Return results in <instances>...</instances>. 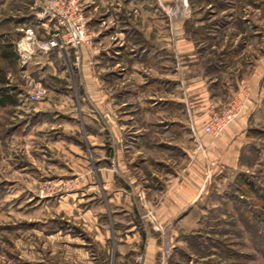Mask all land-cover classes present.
I'll return each mask as SVG.
<instances>
[{
    "label": "rangeland",
    "instance_id": "374dc122",
    "mask_svg": "<svg viewBox=\"0 0 264 264\" xmlns=\"http://www.w3.org/2000/svg\"><path fill=\"white\" fill-rule=\"evenodd\" d=\"M33 3L34 0H0V70L6 80L0 88H10V94L18 99L17 106L0 107V264H26L28 259L41 263L38 260L41 256V237L36 234L39 230L44 234H52L59 229L76 236L81 233V228L67 216L45 218L38 211L44 200L52 203L62 195L79 191L78 177L70 168L72 158L58 153V147L64 150L63 146L67 147L68 143L57 138L63 136L64 127L70 126L67 115L76 114L77 119L72 125L80 132L77 131L79 133L74 138L68 136V139L85 148L82 140L83 117L79 113L82 104L78 102V95L85 91L78 83V69L71 65L73 60L70 59L75 55L73 51L70 57L61 54V62L69 66L62 78L53 76L43 63L35 59L30 61L25 56L22 49H28L26 31H35L40 25L37 10L30 7ZM174 5L171 15L178 21L184 20L186 33L196 40V47L203 57L201 67L219 80L226 82L229 73L238 68H248L256 55L264 53V0H188L185 5L177 0ZM87 7V19L95 16L93 19L96 20L93 26L90 23L88 27L94 45L96 32L103 31L98 37L101 38L113 29L106 16L115 5L110 7L106 0H95L94 3L90 1ZM6 51H12L19 58L5 57L3 54ZM136 52L145 64L141 63V69H129V81L127 86L123 84L122 90H130L136 107L140 103L147 106L149 103L146 101L150 99L161 100L156 91L158 87H164L167 93L172 85L159 82L156 70L145 68L154 64L155 50L147 48ZM114 64L108 61V56L101 63L106 68L104 82L107 95L110 88L108 69ZM121 66L124 67L123 64ZM124 72L122 68L119 73ZM142 81H145V87L140 86ZM38 87L46 89L47 94L55 99L60 112L35 110L40 101L30 102L26 96ZM261 87L264 92V80ZM112 92L115 93V87ZM241 101L240 97L225 98L214 111L222 113L238 109L242 106ZM83 106L84 112L94 116L93 119L99 118V123L107 126L112 123L95 99L87 97ZM157 112L146 116V122L149 121L147 129L124 132H140L149 139V143H144L142 148H134L133 144L123 146V153L129 162L140 157L154 161H145L154 175L153 179L146 177L144 168L136 169L144 190L155 189L149 185L160 181L162 188L170 184L176 176V166L179 165L182 170L190 159L188 153L196 149L192 131H189L191 127L175 129L169 124L160 125L181 117L183 110L157 109ZM251 122V139L242 155L240 169L208 174L206 188L197 206L179 216L174 223L158 226L162 249L157 264H264V96ZM53 130L58 133L51 132ZM176 147L187 153V157L174 155L178 150ZM160 164L166 165V168L163 169ZM169 166L174 170H168ZM151 190L146 189L148 193H152ZM158 194L156 191L155 197L159 198ZM82 203L84 207L87 202ZM145 212L142 210V214ZM81 234H84L79 235L82 242L88 244L86 234ZM22 248L27 250L25 256H21ZM41 252L46 257V251ZM106 262L112 264L110 259Z\"/></svg>",
    "mask_w": 264,
    "mask_h": 264
},
{
    "label": "crops",
    "instance_id": "0c3cea01",
    "mask_svg": "<svg viewBox=\"0 0 264 264\" xmlns=\"http://www.w3.org/2000/svg\"><path fill=\"white\" fill-rule=\"evenodd\" d=\"M82 1L85 9L90 1L95 2ZM176 1L106 0L110 7H116L106 16L114 26L113 29L101 38L98 37L103 31H95L96 43L82 47L78 51L79 59L76 60V54L70 59L73 60L71 65L78 69V83L85 91L78 95V102L82 104L79 113L83 117L82 140L85 148L68 139V136L74 138L80 132L72 125L77 119L76 114L67 115L70 126L64 127L61 133L63 136L57 139L68 143L67 147L63 146L64 150L58 147V153L68 154L72 158L70 161H73V165L70 168L78 177L79 191L62 195L52 203L44 200L38 211L45 218L53 215L67 216L81 228V233L86 234L88 244L82 242L79 235L84 234L81 233L76 236L70 231L59 229L52 234H44L39 230L36 234L41 237V256L38 258L41 263L37 264H107L108 259L112 264H157L162 249L158 226L172 224L179 216L191 212L202 198L209 175L225 172V169H240L242 155L251 139V121L264 96L261 87L264 80V53L256 55L248 68H238L229 73L226 82L214 74L210 75L205 67H201L203 57L196 47V40L186 33L184 20L178 21L171 15V7L175 6ZM30 7L35 9L34 3ZM93 17H88V27L96 21ZM39 20L40 25L34 33L37 39L43 40L54 23H50L47 18ZM147 48L155 50V61L151 67L145 68L156 70L157 80L172 85V88L166 93L164 87H158L156 91L161 96L159 102L149 98L147 106L140 103L136 107L130 90L124 91L122 87L128 84L129 69H141L142 64H145L136 50L145 51ZM25 56L30 61L35 59L43 63L58 78L65 76L69 70V66L61 62V55L56 51L43 53L33 47L31 55ZM107 56L108 61L115 63L108 69V95L104 82L106 68L101 65ZM122 68L124 74L119 73ZM144 82L140 86L145 87ZM114 87L115 93L112 92ZM224 96L227 99L240 97L241 111L232 124L213 139L203 129L214 110L225 100ZM87 97L96 100L107 120L111 118L109 126L99 123V118L93 119L94 116L84 112L83 104ZM157 109L183 110L181 117L177 116V119L168 123H159L175 126V129L191 127L189 131H192L196 149L188 153L190 159L182 170L179 165L176 166V176L170 180V184L162 188L160 181L149 185L155 189L144 190L140 186L141 180L136 169L144 168L146 177L153 179L154 175L148 170L145 161H154L140 157L129 162L123 153V146L133 144L134 148H142L144 143H149V139L140 132H124L147 129L149 121L146 122V116L157 114ZM35 110L60 112L55 99L49 94L36 105ZM51 132L58 133L57 130ZM177 149L174 155L187 157V153ZM159 166L166 168L164 164ZM168 170L174 169L169 166ZM156 191L159 198L154 195ZM82 202H87L84 207ZM142 210L147 214H142ZM42 250L46 251V257ZM26 252L22 248L21 256H25ZM142 254L143 260L139 261L138 257ZM26 264L36 263L28 259Z\"/></svg>",
    "mask_w": 264,
    "mask_h": 264
},
{
    "label": "built area",
    "instance_id": "2783aa9c",
    "mask_svg": "<svg viewBox=\"0 0 264 264\" xmlns=\"http://www.w3.org/2000/svg\"><path fill=\"white\" fill-rule=\"evenodd\" d=\"M184 5L188 0H180ZM39 19L47 18L54 23L43 40L37 39L33 29L26 31L25 41L28 49H22L24 54L31 55L33 47L46 53L56 51L60 55L71 56L73 51L76 59L80 58L78 51L94 42L88 29V20L82 0H34ZM24 41V42H25ZM46 89L38 87L29 92L26 98L30 102L43 101L47 97ZM228 109L218 113L214 111L204 126V132L213 139L219 137L239 115L241 108ZM143 260V254L138 257Z\"/></svg>",
    "mask_w": 264,
    "mask_h": 264
},
{
    "label": "trees",
    "instance_id": "16d2710c",
    "mask_svg": "<svg viewBox=\"0 0 264 264\" xmlns=\"http://www.w3.org/2000/svg\"><path fill=\"white\" fill-rule=\"evenodd\" d=\"M5 57L12 59L14 56L13 60H17L19 58L18 55L14 54L12 51H6L4 52ZM5 76L0 70V84L5 83ZM18 104V99L15 98L12 94H10V88L6 86H2L0 88V107L6 106V105H17ZM251 183V182H249ZM256 191V190H254ZM257 192V191H256ZM259 192V191H258Z\"/></svg>",
    "mask_w": 264,
    "mask_h": 264
}]
</instances>
